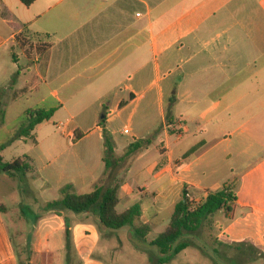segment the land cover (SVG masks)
I'll list each match as a JSON object with an SVG mask.
<instances>
[{
	"label": "crops",
	"instance_id": "crops-1",
	"mask_svg": "<svg viewBox=\"0 0 264 264\" xmlns=\"http://www.w3.org/2000/svg\"><path fill=\"white\" fill-rule=\"evenodd\" d=\"M0 5V61L10 57L26 79L22 86L14 79L7 84L0 80L13 96L3 107L5 120V107L28 94L37 101L24 110L25 119L38 110H55L36 127L37 143L21 138L10 144L31 142L39 148L24 155L32 166L27 176L39 174L54 200L67 184L77 193L91 191L104 173L103 118L118 156L135 140L163 128L149 147L134 154L119 190L123 211L140 203L137 225L150 224L152 231L167 227L185 185L201 202L210 191L223 188V174L236 175L233 168L227 170L232 162L238 168H264V0H37L31 7L0 0ZM135 8L140 10L133 14ZM24 38L48 40L52 46L44 55L36 48L29 55L21 44ZM62 111L73 118L57 125L60 134H50L44 126ZM167 112L182 132H168ZM87 118L92 120L88 125ZM187 122L196 125L192 138L183 130ZM20 123L9 130L8 142ZM76 132L82 137L73 141ZM173 136L176 143L185 141L174 148ZM153 148V160L131 177L138 156L147 157ZM37 159L42 161L38 168ZM236 206L232 213L224 211L226 217L233 216ZM5 211L0 204V264H20ZM40 217L45 227L37 230L28 264H68L66 222L82 264H159L151 233L144 238L130 226L100 229L89 212L57 215L46 210ZM111 232L115 242L101 237ZM235 238L227 236L231 242ZM215 240L227 245L217 236ZM188 250L166 264H175Z\"/></svg>",
	"mask_w": 264,
	"mask_h": 264
},
{
	"label": "rangeland",
	"instance_id": "rangeland-1",
	"mask_svg": "<svg viewBox=\"0 0 264 264\" xmlns=\"http://www.w3.org/2000/svg\"><path fill=\"white\" fill-rule=\"evenodd\" d=\"M139 10L135 8L132 13L135 14ZM38 43L34 39L33 41L29 39L22 46L24 51L31 55L32 53L35 54L34 49ZM13 50L18 52V49L13 48ZM18 71L19 68L13 65L10 57H7L5 60L1 59L0 80L2 84H7L10 80L14 79L19 86L24 85L26 79L22 75L17 74ZM41 88H43L42 84ZM11 94L8 88L5 89L4 86H0V107L3 108L5 104L10 102L13 97ZM36 101V96L28 94L24 95V98L19 102L5 107L9 113V117L6 119L5 125L0 127V142L6 140L5 144L8 143L9 130L20 122L21 125L26 120L24 110L33 107ZM106 106L109 105L106 104ZM106 110V108L103 109V112L100 114L101 117L104 116ZM71 118H73L72 115L62 111L50 123L46 124L44 128L50 134H60L61 128L57 125ZM90 122H92L90 118L84 120V124L86 125ZM113 123L115 126V120ZM124 124L118 120L117 125L119 128H123ZM129 126H132V124ZM195 127L196 125L191 122L183 125L186 137L192 138L195 135ZM42 138H44V135ZM58 138H60V135ZM175 139V136L170 139L171 146L174 148L185 141L181 140L176 143ZM43 144L44 146L47 144L46 139L43 141ZM31 149L39 151V148H35L31 142H15L12 145H7L1 156L5 162H13L18 158L25 160L24 155L28 154ZM255 152L253 150L251 155L254 156ZM156 154L157 151L153 148L148 152L147 157H142L144 154L139 155L138 157H141V160L131 166L132 172L130 176L132 177L134 172H137L146 161L153 160ZM41 165L42 161L37 159L36 167L38 168ZM230 166L227 170L230 171L233 168L236 175L229 172L223 174L221 178L223 177L222 186L229 185L239 197L233 216L226 217L224 211L216 212L204 222L197 232L185 234L180 241L187 240L191 245L188 252L181 254L176 259L175 264H195L191 254L198 258L200 264H264V168H254V166L238 168L234 162ZM31 173V171L28 172L29 175ZM29 175L23 181L21 177H11L7 173L0 172V204L6 206L4 218L13 238L20 264H28L27 261L35 253L34 245L38 241L37 230L44 229L45 227L40 217L46 211L42 202L53 201L55 199L53 193H51L50 186L47 184L42 185L43 182L39 174L36 173L33 177ZM89 190V188L84 189L83 192H89ZM125 206L126 203L122 201L119 203L117 209L122 212ZM165 227L163 224L158 225L148 238L151 240L156 238ZM223 232L226 233V238L223 237ZM228 235H234L236 238L231 242L230 239H227ZM216 236L224 240L223 243L227 245H223L215 240ZM101 237L115 242L114 232L110 234L102 233ZM55 238L59 239L58 236H55ZM245 238L246 240L244 241L243 239ZM102 243H105V240ZM55 249L60 250L61 245ZM107 251V255L111 254L112 248L109 247ZM199 263L196 262V264ZM74 264H77V260Z\"/></svg>",
	"mask_w": 264,
	"mask_h": 264
},
{
	"label": "trees",
	"instance_id": "trees-1",
	"mask_svg": "<svg viewBox=\"0 0 264 264\" xmlns=\"http://www.w3.org/2000/svg\"><path fill=\"white\" fill-rule=\"evenodd\" d=\"M26 7H31L37 0H20ZM48 39V38H47ZM29 40L24 38L21 44ZM32 43V42H31ZM52 46L50 41H43L35 46L40 55L46 54ZM126 102H122L124 106ZM55 113L54 109L38 110L30 114L18 128L15 135L7 144L0 146V172L9 174L11 177H21L25 181L28 172L32 170V166L25 156V160L18 158L13 162H5L1 156V152L8 144L17 139H28L33 143H37L34 131L39 124L49 121ZM166 127L170 134L182 132L181 128L176 126L175 118L167 112ZM5 111L0 107V127L5 125ZM99 124L103 127V137L105 151L103 161L105 162V171L102 176L95 181L93 188L89 192L77 193L74 191L72 184H67L60 190V197L50 201L45 205L47 211H53L60 215L62 211L70 210L75 214L92 213L95 215L98 226L115 230L125 226L134 227L137 235L147 237L152 232L150 224L140 223L137 225L141 215L142 206L135 203L129 206L125 211L119 212L117 206L120 202L119 190L123 182L121 175L125 173L134 154L149 147L155 138H157L163 128L160 127L155 133L147 139H138L131 143L124 155L118 156L116 153V143L113 134L106 127V118L100 120ZM82 137L81 133L76 132L74 140ZM119 173V175H118ZM187 185L183 190L182 198L175 204L174 211L170 222L151 244L159 249V264H166L174 259L181 251L188 248L191 243L189 241H180L185 234L197 232L204 222L213 214L219 211H225L227 214L232 213L236 206L237 194L229 185L223 188L210 191L205 200L194 204L192 200L186 197ZM66 255L68 264H82L79 259L78 250L73 241V235L68 222H66Z\"/></svg>",
	"mask_w": 264,
	"mask_h": 264
},
{
	"label": "built area",
	"instance_id": "built-area-1",
	"mask_svg": "<svg viewBox=\"0 0 264 264\" xmlns=\"http://www.w3.org/2000/svg\"><path fill=\"white\" fill-rule=\"evenodd\" d=\"M0 7H1V5H0ZM124 133L125 134H129L130 133V129H125L124 130ZM186 197H188L190 200H192L193 202H194V204H197L198 202L195 200V198L190 194V192H189V190L187 189V191H186Z\"/></svg>",
	"mask_w": 264,
	"mask_h": 264
}]
</instances>
